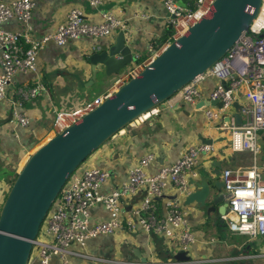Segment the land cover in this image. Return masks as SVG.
Segmentation results:
<instances>
[{"label":"built area","instance_id":"obj_1","mask_svg":"<svg viewBox=\"0 0 264 264\" xmlns=\"http://www.w3.org/2000/svg\"><path fill=\"white\" fill-rule=\"evenodd\" d=\"M69 2L71 0H60ZM97 8L102 0H84ZM216 0H193L182 6L177 0H164L167 24L170 29L168 42L155 56H159L174 40L182 37L199 20L212 14ZM34 0H13L0 2V104L6 99L9 88L19 75H36L40 71L39 54L49 43L66 47L80 40H103L117 31L125 32L127 26L112 12L101 14L97 21L88 20L78 8L72 9L64 24L42 38H35L32 26L36 9ZM8 22L23 25V31L12 32L3 28ZM143 66H134L123 72L110 87L112 92L127 84L129 80L143 71ZM215 82L210 100L219 101L222 107H207L204 111L206 121L219 122V130L230 134V148L233 152H250L253 165L249 168L226 169L221 180L228 195V204L232 212L237 213L239 223L228 221L230 232H237L251 239L264 236V164L259 166L257 158L261 154L260 142L264 139V0L257 18L225 56L216 62L206 73L186 85L163 106L175 110L181 104L195 105L202 97L205 83ZM107 91L106 94L109 93ZM44 91V85L36 83L18 91L12 102L9 122L23 127L29 126V118L20 111L24 103L36 99ZM110 95L99 97L76 109L62 107L56 111L53 124L54 135L82 120L97 109ZM242 108V123L237 124L234 117V104ZM157 109L140 117L130 126L143 124ZM215 152L213 144L201 143L190 146L172 165L163 166L155 173L150 167L157 160V153L148 152L142 156L131 170L129 178L108 195L101 193L102 187L111 179L110 171L85 165L78 169L63 187L53 207L47 214L38 236L33 242L34 254L40 264H51L58 258L60 264H73L72 256L83 258L95 264H134L128 260L99 258L85 252L74 253L70 248L77 244L83 250L86 244L103 236H114L123 229L136 232L138 226L147 233L176 239L180 250L190 251L195 243L189 212L181 202L190 193L188 175L194 173L204 156ZM172 185L180 198L167 203V212L163 218L157 216V202L165 195V189ZM140 197V204L126 214L124 202ZM102 206L109 218L92 222L94 208ZM33 257H31L32 259ZM264 264V253L259 256ZM156 264H188L174 258L159 261Z\"/></svg>","mask_w":264,"mask_h":264},{"label":"crops","instance_id":"obj_2","mask_svg":"<svg viewBox=\"0 0 264 264\" xmlns=\"http://www.w3.org/2000/svg\"><path fill=\"white\" fill-rule=\"evenodd\" d=\"M13 0H0L11 2ZM37 4L33 14L32 26L35 38L54 32L66 22L68 13L75 8L81 9L88 20L97 21L101 14L112 12L127 26L124 32L127 44L132 47L133 60L127 69L134 66L145 67L153 60L169 40L170 29L164 0H102V4L91 7L84 0H34ZM182 6L193 0H177ZM3 28L12 32L23 31L18 22H8ZM122 31L103 40H80L71 42L62 48L49 43L39 54L40 71L36 75H19L9 88L6 99L0 104V209L7 192V182L21 171L29 157L54 136L53 124L56 111L62 107L76 109L99 97L111 95L110 87L119 78L108 83L101 72L94 75L95 67L91 57L116 44ZM140 65H137V62ZM96 69L104 70L102 65ZM44 85V91L31 101L24 103L20 111L29 118V126L11 124L12 102L20 89ZM215 87L213 80L205 83L202 97L195 104H181L175 110L163 105L157 113L143 124L128 126L104 144L86 161L87 166L107 170L111 179L102 187L101 193L108 195L129 178L131 170L139 159L148 152L157 153L156 162L149 172L155 173L163 166L174 164L184 152L193 145L211 140L215 152L201 158L192 173L188 175L190 191H196V183L203 176L213 183L221 180L226 169L249 168L253 165L250 152H233L230 148V134L219 130V122L210 123L203 114L210 107L211 92ZM109 93L106 94L107 91ZM214 107V106H213ZM203 138V139H202ZM42 144V145H40ZM40 145V146H39ZM259 166L264 164V154L257 158ZM217 176V178H215ZM222 193L226 194L223 188ZM180 198L172 185L165 189V195L157 202V216L163 218L167 212V203ZM182 206L189 212V221L195 235V243L190 246L189 256L196 264H263L259 258L264 253V236L251 239L237 232H230L228 221L221 222L218 213L202 210L197 204ZM141 198L135 197L124 202L126 214L137 207ZM109 215L104 207L93 209L91 220H107ZM70 250L74 253L85 252L99 258L128 260L134 264H156L159 261L174 258L180 253V244L176 239L147 233L143 228L129 232L126 228L114 236H103L90 240L83 250L74 244ZM144 259V261H143ZM73 264H95L83 258L72 256ZM29 264H40L34 256ZM51 264H60L54 258Z\"/></svg>","mask_w":264,"mask_h":264},{"label":"water","instance_id":"obj_3","mask_svg":"<svg viewBox=\"0 0 264 264\" xmlns=\"http://www.w3.org/2000/svg\"><path fill=\"white\" fill-rule=\"evenodd\" d=\"M263 0H216L214 12L203 16L182 37L151 60L136 77L108 96L94 111L38 148L17 174L0 209V264H29L33 242L63 187L78 169L114 136L157 109L186 85L206 73L246 33L259 14ZM132 47L124 32L116 44L94 54V75L108 83L132 63ZM102 65L104 70L96 69ZM210 106L222 107L211 101ZM236 122L242 123V106L234 105ZM203 139V138H202ZM212 144L211 140H202ZM217 178V176L215 177ZM203 176L198 190L185 200L207 213H218L221 222L239 223L237 213L222 193L223 183ZM174 259L196 264L189 252ZM144 261V259H143Z\"/></svg>","mask_w":264,"mask_h":264},{"label":"rangeland","instance_id":"obj_4","mask_svg":"<svg viewBox=\"0 0 264 264\" xmlns=\"http://www.w3.org/2000/svg\"><path fill=\"white\" fill-rule=\"evenodd\" d=\"M261 136H264L263 134H261ZM40 145H42V144H40ZM39 145V146H40ZM260 145H261V154H260V156L262 155V154H264V139L260 142ZM37 150V149H36ZM0 169H1V167H0ZM0 178H3V176H2V173H0ZM15 178L16 177H14V179H11V180H9L8 182H7V185H6V187L4 188L5 190H7V192L5 193V195H4V197H6L7 196V194H8V192H9V190H10V188H11V186H12V184H13V182H14V180H15ZM2 180L0 179V182H1ZM2 206V205H1ZM34 254H35V251H34ZM32 255L31 257H34L35 255Z\"/></svg>","mask_w":264,"mask_h":264},{"label":"trees","instance_id":"obj_5","mask_svg":"<svg viewBox=\"0 0 264 264\" xmlns=\"http://www.w3.org/2000/svg\"><path fill=\"white\" fill-rule=\"evenodd\" d=\"M136 64H137V65H140L141 63L138 61ZM15 177H17V175H16Z\"/></svg>","mask_w":264,"mask_h":264},{"label":"bare ground","instance_id":"obj_6","mask_svg":"<svg viewBox=\"0 0 264 264\" xmlns=\"http://www.w3.org/2000/svg\"><path fill=\"white\" fill-rule=\"evenodd\" d=\"M27 162V161H26Z\"/></svg>","mask_w":264,"mask_h":264}]
</instances>
